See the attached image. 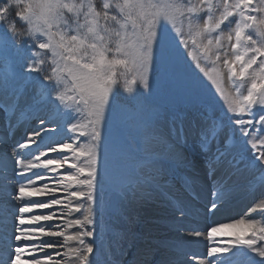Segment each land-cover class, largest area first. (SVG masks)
<instances>
[{"label":"snow or ice","instance_id":"snow-or-ice-1","mask_svg":"<svg viewBox=\"0 0 264 264\" xmlns=\"http://www.w3.org/2000/svg\"><path fill=\"white\" fill-rule=\"evenodd\" d=\"M57 8L71 12L78 5L68 0H0V46L9 41L16 46L21 69L18 73L12 63L10 78L16 87L11 103L0 104L6 114L18 110L28 115L19 135L9 121L7 136L0 139V242H13L0 264L63 261L55 248L60 237L53 235L52 229L59 223L61 200L79 195L81 153L89 151L95 157L98 144L86 146L84 137L92 134L99 141L107 113L118 98L150 94L158 73L184 87L195 101V114L202 124L196 146L204 155L207 175L219 163L228 175L239 177L240 182L229 188L238 189L250 201L246 211L260 218L231 224L250 231L226 243L215 242L222 227L209 226L207 234L214 243L202 253L191 250V237L202 235L198 228L191 229L179 242L166 245L172 251L163 264H231L232 257L245 251L252 255L243 264H264V150H260L264 148V0H169L164 4L106 0L102 11H93L91 18L85 19L91 38L78 28L45 31L43 39L31 43L16 38L17 25L27 28L36 13L53 27ZM162 22L171 26L177 38L167 53L161 51ZM109 24L113 27L106 29ZM41 55L59 57L47 76L41 75ZM203 60L208 61L206 68L201 67ZM60 67L64 68L63 79ZM225 78L236 82L234 99L222 87ZM186 119L188 116L181 114L171 117L173 125L179 120L181 143L188 142ZM221 121H226L223 128L235 141L229 140L231 149L217 147L213 152ZM172 132L176 134L175 126ZM24 149L31 156L27 162ZM226 152L232 155L231 160ZM52 154L57 155L54 158ZM87 198L95 199L91 193ZM42 210L48 211L42 214ZM217 210L218 201H212L209 211ZM172 211L177 228L190 215L189 206L183 203L175 204ZM34 216L41 219L33 220ZM25 229L46 235L24 239L21 234ZM87 235L91 238L94 233ZM54 254L60 259H53Z\"/></svg>","mask_w":264,"mask_h":264},{"label":"rangeland","instance_id":"rangeland-1","mask_svg":"<svg viewBox=\"0 0 264 264\" xmlns=\"http://www.w3.org/2000/svg\"><path fill=\"white\" fill-rule=\"evenodd\" d=\"M68 2L77 4L79 8L78 11H82L81 7L85 6L87 10L86 11L87 13H85V15L87 16V18H91L89 16V13H92L93 11H97V12L102 11L103 8L106 6L104 2V5H102L103 8H101L100 10L99 9L93 10V7L88 4V0H68ZM153 2L158 3V4H164V3L169 2V0H153ZM193 2H195V0H193ZM66 10L67 9L65 8H57L53 16L55 17L54 18L55 29L57 31L59 29V32H66L68 30V28H65L66 26L65 25L66 21L64 20L65 18L60 15V13L64 11L67 13ZM42 25H43V21L39 20L36 23L35 29H37L38 27H41ZM187 30H188L187 25L185 24V31ZM161 31L163 34L161 51H163L164 53H167L168 51L171 50L177 38L175 37V33L171 29V26L168 25L166 22H162ZM43 34L38 35V38L43 39L44 38ZM24 40L26 42L27 38H25ZM34 50H38V49H34ZM161 51H158L157 53V64L158 65L160 64ZM8 54L12 56L13 52L9 51ZM41 56H44V55H41ZM49 59L52 60V65H53L55 62V59L58 61L59 57L50 55ZM189 59L191 60V56H189ZM193 65H195V61H193ZM207 66H208V61L203 60L201 63V67L206 68ZM15 67H16V71L19 73L21 71L19 60H18V63L15 65ZM11 72H12V69L11 71H9L6 68L5 73L0 74V102L2 103L4 102V95L1 94V88L4 85V82L5 83L7 82V84L11 83L10 82V80H12L10 78ZM209 83L211 82L209 81ZM235 83L236 82L231 80L230 78H225L222 83V87L225 89L226 94L229 96V98H232V99L235 98V93H234ZM13 84H16V81H14ZM217 95H219V93H217ZM220 99L224 102V107L227 108L228 107L227 101H224L223 97H221ZM143 105L146 106L145 108L146 111L148 109V112L146 113V116H145V120L147 122H149V120L155 119L156 117L162 118V116H165L167 114L171 116L172 112H174L175 110L180 111L182 114H195V108H194L195 101L193 100L189 92L184 87L179 86L173 81L167 79L162 73L157 74V77L152 85V92L148 95H145ZM163 107L166 109L168 108L167 114H165L161 110ZM132 115L133 114L129 115L128 107L123 102L122 103L116 102L115 105L108 111L106 119L104 121L103 132H102L100 143H99V151L98 150L96 151L94 158H93V154L87 151V154L92 156V158L90 156L92 164L88 166V164L84 161L81 163L82 168H85L86 172L90 173L92 177L97 178V184L101 186H105L102 191L104 196L106 195L105 191L107 189L112 191L111 198H108V196H105L104 201L102 203V207L98 208L93 203V201L96 200L98 196L97 194H94V192H92L90 187H88V185H92V184L86 183L85 181L82 180V186L78 189L79 195L77 197L79 198L76 197L74 199L73 205L79 208L80 210V213L78 214L79 218L82 217L84 221L83 231L80 230V234L84 233L85 237L79 244L80 246L84 244L83 242H85L86 244L85 248L87 249H84V256H83L84 263L86 262H88L87 264H89V262L90 264H122V262L124 263V260H122L125 256L124 250L127 246H130L131 244H133L134 240H137V237L135 235L137 234V230L143 231L142 226L144 229H147L146 231L147 234L146 235L142 234V236H140L142 240L140 242V245L138 246L136 257H138V255H141V254L143 255L144 252L142 251V249H146L148 255H153L151 258L152 259L151 263L148 262L144 264H158V261L161 256L163 259L166 258L167 256H163V254H166L167 252L171 253V250H170L171 248L167 247L166 245L169 244L170 246L171 244L172 245L174 244L173 242L176 241L174 240L176 238L173 235L176 233H180L181 235V232H182L183 233L182 237H183L184 234H187L189 230L198 228L202 232L201 236H203L205 240H207L208 236H207L206 229L210 230L209 226L211 227L221 226L222 227L221 233H223L226 230L225 234H227V236H229L231 240L234 239L236 235L248 234L247 233L248 230L246 231L245 228H241V227L236 228L237 226H233V225H232L233 227H231L230 230H228L227 228L228 226H225L226 223H229L231 220L233 222L234 219H229L225 217L224 214L221 215L222 217L220 219V216L218 215L216 211L215 212L209 211L210 206L204 205V202H203L202 203L203 207H202L201 203L199 204L197 202L198 199H202V200L207 201L206 204L209 205V200L211 202L218 201L219 208L217 211L221 212L222 210L228 211L229 209L226 206L225 207L222 206L223 203L228 204V202L226 201H229V202L230 200L234 201V204L231 206V208H233V206H236L239 203H243V206L246 207L247 200H248V199L245 200L241 196V194L236 195V198L234 199L231 198L230 194H226V196H224L221 202L219 203V200L221 198L219 194H218L217 200H213L210 198V196H208L209 188H212V187L209 185V182H208L209 175H207V170L204 167V155L199 151L197 146L196 147L194 146L195 149L192 151V156L195 160V164L191 165L189 170H196L198 173L196 174L190 173V175L187 174L188 176L187 179L191 178L193 181L196 179V181L194 182L189 181L190 183L187 184V189L183 190L182 193L179 192L180 196L176 195L174 196V198H172L174 200V203L173 202L168 203V201H172V199L167 200V205L165 203L157 204L152 201H145L144 199H142L144 201L140 202V205H141L139 207L140 209L139 208L133 209L134 206H139V205H137V203H134V202L132 205L130 204L132 203L131 196L135 197L137 200V197L134 196L133 194L138 195L140 194V192H135L134 190H132L131 187H128L127 183L125 182L127 178L129 177L134 178V176H132V173L130 174L131 176H129L128 172L124 168V164H125L124 162L126 163L128 162L126 160L120 161L119 159H117V156L119 154L127 153L128 155H130V153H132V150L134 149L140 150L142 145L144 144V142L142 141L139 134H137V132L142 131L144 133H147V131L145 128H143L140 125L132 126L128 123V120ZM129 129H130L131 134H133V136H131L128 139L121 137V134H125V133L127 134ZM257 144H259V141H257ZM88 145H94L93 140L91 138L88 139ZM228 145L229 144H227V147ZM166 150L167 149H163L162 151L166 152ZM260 150H264V148H261ZM230 158H231L230 156L227 157V159H230ZM123 159H127V157H123ZM221 159H224V157H222ZM93 161H95L96 165L93 164ZM83 165H86V166L83 167ZM210 170H214V171L220 170L221 174L222 173L227 174L225 167L220 165L219 163H217L214 169H210ZM210 173L212 176V172ZM228 176L233 177L235 180H237L238 183L240 182L239 177L230 176V175ZM243 179L244 177L241 176V180ZM232 183L233 182L228 183L226 185H229ZM226 185L222 186L221 188L225 187ZM138 189L145 190L144 185H139ZM146 189H148L147 186H146ZM161 191L167 193L166 190L165 191L161 190ZM90 193L94 195L95 197L94 200H89L87 198ZM149 193H151V191ZM141 194H145V193H141ZM156 197H157V201H159L158 196ZM177 203L187 204L190 209V215L184 220L183 225L180 226L179 228L175 226V223H176L175 216L173 215V212H171L173 206ZM168 204H170V208ZM156 206H159L163 210L169 209L170 211L168 212H170V214H163V215L158 214L159 217L161 216L162 220H166V222L165 223L157 222L154 224L156 227H154L153 224L149 226L148 224H146L148 222L146 217L143 218L144 216H142V214H140L139 212L141 213L144 212V210H146V207L148 208L154 207L155 209ZM132 209L133 211H131ZM92 213H94V215ZM248 215L246 216L247 217L246 220L251 218ZM35 217H37V219L40 218V216H35ZM154 217L155 216L152 215L148 218H150V221L152 222V221H155L153 220ZM209 220L211 221V223H208ZM238 220H243V218H237V220H235L234 222ZM89 221H91V223H89ZM105 223L107 224L108 228L105 226ZM261 224H264V222ZM257 226L259 227L260 224H258ZM182 227L184 229H182ZM88 232H93L94 236L89 238L87 235ZM201 236L191 237V240L193 241V243L191 244V250L193 251L196 250L195 247L197 246L198 241L204 242V238ZM180 238L181 236L178 237L179 240ZM219 241L222 243H226L229 240L222 241L221 239ZM147 242H150L149 244L151 245L148 246L147 248L141 247L143 244ZM201 246L202 245H199L198 243V247H201ZM0 249L3 250V248H0ZM89 249H92L91 252L88 251ZM85 257H87V259H85ZM144 258L145 257L142 258L143 261H144ZM53 259H57V258H53ZM136 259L138 260V258ZM129 261L135 262V264L137 263L136 261H133V260H129ZM140 262L138 261V264H142ZM41 263L45 264L43 262ZM124 264H129V262L124 263Z\"/></svg>","mask_w":264,"mask_h":264},{"label":"bare ground","instance_id":"bare-ground-1","mask_svg":"<svg viewBox=\"0 0 264 264\" xmlns=\"http://www.w3.org/2000/svg\"><path fill=\"white\" fill-rule=\"evenodd\" d=\"M176 131H177V129H176ZM188 131H190L189 129H187V130H185V133H187ZM171 132H172V130H171ZM168 135V134H167ZM164 137H166V139H163V141H165V144H163V146H162V148L163 149H167L166 150V152H163L162 151V156L165 158V160L167 161H165L164 162V172H166V170H165V167L167 166V165H169V166H175V165H177V163H178V161H180V160H182L183 159V156L185 155V152H184V149L185 148H183V145H182V143L181 142H177V143H175L173 140H171V138L169 137V136H166V135H164ZM167 140V141H166ZM166 142H168V143H166ZM162 149V150H163ZM161 166V165H160ZM184 169V168H183ZM197 172V171H196ZM201 172V171H200ZM198 173V172H197ZM187 177L188 176H184V175H180V176H178V178H177V181H178V184L180 185V186H177L176 184H169V185H167V186H164V187H161V188H159V189H163L164 191L166 190L167 191V193L166 192H163V191H161V190H158V189H156L155 187H153L154 188V191H155V193H153V192H151V193H148V194H144V195H142V194H138V195H135V194H133L134 196H136L137 197V200H136V198L135 197H133V196H131V199H132V203H130L131 205L133 204V202L134 203H137V205H139V206H132L133 207V209H138L141 205H140V202L141 201H152V202H154V203H157V204H161V203H165L166 205H167V200H171L172 199V197L174 198V196H176V195H179L180 196V193H182L183 192V190H186L187 189V184H189L190 182L189 181H191V182H194V181H196V179L193 181L191 178L190 179H187ZM211 177V178H210ZM195 178V177H194ZM211 179V180H210ZM208 182H209V185L214 189V190H216L217 188H221L222 186H224V185H226V184H228V183H231V182H234L232 179H229V178H227L226 176H223L221 173H212V176L211 175H209V180H208ZM211 183V184H210ZM202 184V183H201ZM152 188V189H153ZM211 188V189H212ZM180 192V193H179ZM218 192H214L213 193V195H214V197H213V195H212V193H211V195H210V198L211 199H213V200H217L218 199ZM78 196V195H77ZM77 196H73V197H69L68 199H62L61 200V207L60 208H58L57 209V212H59V213H61V215H59V216H57V218H60V219H57V221L59 222L58 223V225L55 227V228H53L52 229V234L53 235H56V236H58V237H60L59 239H58V242L56 243V244H61V246H67L66 247V249L64 250L65 252H67V253H65V256L64 255H61V256H63V260H68V259H70V254H71V252H72V249H71V247H72V244H74L72 241H75V240H79V239H82L83 238V236H84V234L83 235H74V234H71L70 236H68V237H66V238H64V236H61V235H57V234H60V233H67V232H71V231H73V230H75L76 228H79L80 227V230H82L83 229V227H84V221H83V218L82 217H80L79 218V216H77L79 213H80V210H79V208L78 207H76L75 205H73V203H74V199L77 197ZM156 196H158V198H159V201H157V197ZM38 198H40V199H46V198H49V197H38ZM77 198H79V197H77ZM73 199V200H72ZM142 199H144V200H142ZM226 202H228V204H224L223 203V205L222 206H226L227 208H230L233 204H234V201H232V200H230V202L229 201H226ZM168 203H169V201H168ZM168 206H169V208H170V204H168ZM129 207V206H128ZM131 207V208H132ZM133 209L131 210V211H133ZM140 209V208H139ZM229 210V209H228ZM48 210H42V214L43 213H46ZM138 211H140V210H138ZM143 211V210H142ZM168 211H170L169 209L168 210H163L162 208H160L159 206H156L155 207V209H154V207H151V208H148V207H146V210H144V212H139L140 214H142V216H144L143 218H145L146 217V219H147V223L146 224H148L149 226L150 225H154L155 223H157V222H159V223H161V222H166V220H162V217L160 216L159 217V215L158 214H161V215H163V214H170V212H168ZM136 212V211H135ZM138 213V212H137ZM136 214V213H135ZM152 215H154L155 217L153 218V220H155V221H150V218H148V217H150V216H152ZM242 215V214H241ZM257 214L255 213H253L252 214V216H250V215H248L249 217H258V216H256ZM134 216V215H133ZM132 216V217H133ZM248 217V218H249ZM134 218V217H133ZM247 218V217H246ZM246 218L244 217L243 218V220L245 221L246 220ZM145 219V220H146ZM221 219V218H220ZM229 219H234V218H231V217H229ZM257 219H260V218H257ZM237 220V219H236ZM192 221V220H191ZM222 221V220H221ZM224 221V220H223ZM235 221V220H234ZM233 221V222H234ZM151 222V223H150ZM232 220L229 222V223H226V225L225 226H228L227 228H228V230H230V228L231 227H233V226H230L232 223ZM49 223H51V222H49ZM235 223V222H234ZM233 223V224H234ZM206 225V224H205ZM154 227H156L155 225H154ZM150 228V227H149ZM236 228H238V227H236ZM140 229V228H139ZM142 229H143V231L142 230H137V234L135 235L136 237H137V240H134V243L133 242H131V243H133V244H131L130 246H127L126 248H125V250H124V257H126L127 259L126 260H133V261H136L137 259V257H136V254H137V249H138V246L140 245V242H141V238H140V236H142V234H147L146 233V231H147V229H144L143 228V226H142ZM182 229H184L183 227H182ZM233 229V228H232ZM220 230H221V228H220ZM223 230V229H222ZM28 231H29V229H28ZM152 231V230H151ZM224 231V230H223ZM136 232V231H135ZM228 232V231H227ZM237 232V231H236ZM226 233V230L223 232V233H221V235H227V234H225ZM230 233V232H229ZM30 234H31V232H30ZM135 234V233H134ZM232 234H234V233H232ZM43 235H46V233H43ZM182 235H183V233L181 232V235H180V233H176V234H174L173 236H175V238L176 239H174V240H176V241H174L173 243L175 244V243H177V242H179L180 240L178 239V237H182ZM186 234H184V236H185ZM220 235V234H219ZM229 237V236H228ZM227 236H226V238H228ZM232 237V236H231ZM134 238V237H133ZM219 238H217V240H218ZM64 240H66V241H64ZM226 241V240H225ZM222 243V242H221ZM55 244V245H56ZM85 249H87V248H85ZM81 252H82V247L79 249V252H78V255H77V259L82 255L81 254ZM139 253V252H138ZM53 258H57V259H60V257L59 256H56L55 254H54V256H53ZM165 259V258H164ZM163 259V260H164ZM36 262H43V263H45V264H48V262L47 261H36Z\"/></svg>","mask_w":264,"mask_h":264}]
</instances>
